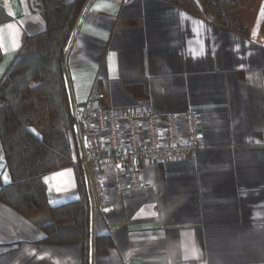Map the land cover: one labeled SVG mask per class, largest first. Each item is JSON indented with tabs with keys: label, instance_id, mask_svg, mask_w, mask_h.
Masks as SVG:
<instances>
[{
	"label": "crops",
	"instance_id": "obj_1",
	"mask_svg": "<svg viewBox=\"0 0 264 264\" xmlns=\"http://www.w3.org/2000/svg\"><path fill=\"white\" fill-rule=\"evenodd\" d=\"M45 33L44 0H0V82L26 40ZM64 70L73 109L101 94L117 109L193 111L201 149L145 166L146 188L105 205L84 172L86 252L43 243L50 214L27 219L0 202V264H264V0L226 25L203 0H88ZM73 157L43 179L52 208L80 198ZM11 180L0 141V188ZM100 237L114 241L105 254Z\"/></svg>",
	"mask_w": 264,
	"mask_h": 264
},
{
	"label": "trees",
	"instance_id": "obj_2",
	"mask_svg": "<svg viewBox=\"0 0 264 264\" xmlns=\"http://www.w3.org/2000/svg\"><path fill=\"white\" fill-rule=\"evenodd\" d=\"M87 1L44 0L45 45L50 51L55 49L53 54L44 57L48 67L43 73L25 67L28 42L35 40L30 38L0 82V141L12 178L10 184L0 188V202L27 219L50 214L51 223L43 228V243L47 246H82L85 252L91 231L89 193L83 169L75 167L80 198L56 208L48 204L43 179L48 174L73 166V152L66 140L73 118L64 77L66 52L63 45ZM213 1L212 5L209 0H203L210 14L226 25L227 19L221 9H231V1ZM1 58L0 50V61ZM42 61L43 58L38 57L35 64L40 65ZM43 78L45 83L31 87L30 82H41ZM41 96L49 98V109H53L52 105L56 109L48 123L46 119L37 123ZM112 246L111 237L97 239L98 254H105ZM84 264H88L87 258Z\"/></svg>",
	"mask_w": 264,
	"mask_h": 264
},
{
	"label": "built area",
	"instance_id": "obj_3",
	"mask_svg": "<svg viewBox=\"0 0 264 264\" xmlns=\"http://www.w3.org/2000/svg\"><path fill=\"white\" fill-rule=\"evenodd\" d=\"M102 98L91 96L75 113L82 140L76 164L91 179L99 205L110 194L125 197L146 188L145 166L189 160L201 149L195 112L158 115L145 104L116 109Z\"/></svg>",
	"mask_w": 264,
	"mask_h": 264
},
{
	"label": "rangeland",
	"instance_id": "obj_4",
	"mask_svg": "<svg viewBox=\"0 0 264 264\" xmlns=\"http://www.w3.org/2000/svg\"><path fill=\"white\" fill-rule=\"evenodd\" d=\"M231 1V9H221L222 10V15H224L225 19L228 18V16L231 13H234L236 11H244L245 8L249 7L251 5V3L255 4L256 0H230ZM210 4H214L215 2L213 0H209ZM257 5L259 6V2L257 3ZM67 34V32L65 33ZM67 39L65 40L64 43V52L67 51V45H68V38L69 35H67ZM30 45L28 46V53L25 55V67L26 68H30V69H38L40 72H42L43 70H46V67H48V64H46L44 62V57L47 58V56L49 54H53L55 49L53 51H50L47 48L46 44V40H45V36L43 38L39 39H35L34 41H30L28 42ZM38 57H42L43 61L42 64L40 65H36L35 64V60ZM24 62V61H23ZM40 62V61H39ZM32 67V68H31ZM43 71V72H44ZM42 72V73H43ZM65 72V71H64ZM64 77H65V82H66V89H67V94H68V100H69V107H70V112H71V117L73 118L72 120V124H71V128L70 130H68L67 135H66V140L68 142V145L70 146V150L73 152V155L78 156V149L79 147L77 145L81 146V137H80V132H79V125L78 122L75 118V113L77 111V109H73L72 105L70 103V93L68 90V85H67V79L64 73ZM38 81V80H37ZM46 80L43 78L41 80V82H30L31 87H38L40 85H42L43 83H45ZM42 83V84H41ZM47 84L49 85L50 82H47ZM47 85V86H48ZM41 103L39 104V109H38V114L39 117L37 118V123H40V119H46L47 123L49 122V117L52 115V113L55 112V107L52 105L53 109H49V105H51V102L49 100V98L45 97V96H41L40 97ZM143 104V103H142ZM117 109V108H116ZM73 160L75 161V158L73 157ZM87 176V173H86Z\"/></svg>",
	"mask_w": 264,
	"mask_h": 264
}]
</instances>
